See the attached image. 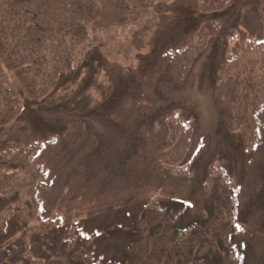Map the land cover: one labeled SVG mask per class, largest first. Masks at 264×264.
Here are the masks:
<instances>
[{"label":"rangeland","instance_id":"1","mask_svg":"<svg viewBox=\"0 0 264 264\" xmlns=\"http://www.w3.org/2000/svg\"><path fill=\"white\" fill-rule=\"evenodd\" d=\"M129 8L126 28L89 35L119 58L91 56L97 73L85 90L78 61L65 90L29 96L4 66L20 39L0 51L1 85L18 93V111L24 106L0 126V263L113 264L148 200H186L185 226L202 221L229 186L240 264H264V106L255 140L253 121L239 112L244 77L264 80V64H252L264 50V0H129ZM58 41L45 52L56 60ZM116 42L126 45L116 51ZM103 106L106 116L84 114ZM199 253L224 264L209 242Z\"/></svg>","mask_w":264,"mask_h":264},{"label":"trees","instance_id":"2","mask_svg":"<svg viewBox=\"0 0 264 264\" xmlns=\"http://www.w3.org/2000/svg\"><path fill=\"white\" fill-rule=\"evenodd\" d=\"M0 2L4 3L6 8L2 22H8L9 25L8 28H3V32L0 31V51L5 49L8 38L20 39L9 46L3 55L6 59L4 66L10 73L16 74L27 95L39 96L41 100L51 99L57 91L64 89L67 86L65 77L77 71L78 66L86 70L87 77L80 88L85 90L90 87L89 80L97 73L93 69L92 61H89L91 56L96 55L103 59L104 55L110 60H116L119 56L117 53L112 54L106 45L104 48L99 46L97 40L89 35L96 30L99 32L100 29L114 32L118 28H126L130 10L136 8V5L129 8V0ZM27 14V20L23 21L22 18ZM15 31H18L17 36ZM23 31L24 35L21 34ZM27 32L29 38L25 36ZM54 39L60 40L63 45V52L57 60L54 55L45 54L47 49H54L50 47ZM124 45L126 43L116 42L114 47L118 51L122 50ZM199 47L204 49L205 41H201ZM179 52L182 56L185 54L183 49ZM39 53L43 54L34 56ZM28 54L32 58H26L25 55ZM78 61L81 64L75 68ZM96 61H99V58ZM259 61L264 64V50L259 59H253L252 64L256 67ZM20 67L31 68L30 74L25 72L18 75L17 73L21 72ZM258 73L263 74V70ZM244 82L245 85L240 86L239 112L247 114L253 121L255 131L252 133V139L255 140L258 129L256 111L264 106V80L254 81L247 75ZM9 91L2 87L0 80V126L13 120L22 113V109L24 110L21 105L22 109L18 111V93L11 91L10 87ZM29 98L34 100V97ZM109 98L112 97H106L104 100ZM255 98L258 99V105L251 103ZM108 104L111 103L106 101V105ZM103 108L104 106L99 110H85L84 114L88 111L96 114L102 111V114H105L103 116H106ZM106 112L109 113L108 110ZM108 116L111 117V114ZM236 195V191L229 186L221 188L214 196L211 206L206 208L203 220L185 226L181 224L182 215L187 209L184 199L172 197L171 201L166 203L158 198H151L144 204L135 221V235L125 246L123 258L113 264H209L208 256L199 253L204 242L216 246L224 264H240L241 259L234 243L238 217Z\"/></svg>","mask_w":264,"mask_h":264}]
</instances>
